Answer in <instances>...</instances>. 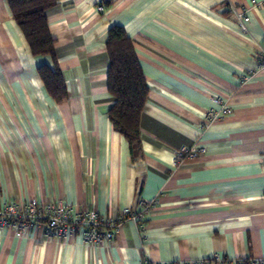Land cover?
<instances>
[{
  "label": "crops",
  "instance_id": "1",
  "mask_svg": "<svg viewBox=\"0 0 264 264\" xmlns=\"http://www.w3.org/2000/svg\"><path fill=\"white\" fill-rule=\"evenodd\" d=\"M250 17L244 34L226 0H57L48 13L56 60L34 56L0 0V195L63 202L117 217L158 200L111 244L51 240L45 225L0 233V264H155L264 256V0H229ZM124 28L148 84L141 140L131 147L109 110L108 33ZM56 66L55 100L38 69ZM248 78V79H247ZM223 96L231 113L205 125ZM205 152L175 165V152Z\"/></svg>",
  "mask_w": 264,
  "mask_h": 264
},
{
  "label": "built area",
  "instance_id": "2",
  "mask_svg": "<svg viewBox=\"0 0 264 264\" xmlns=\"http://www.w3.org/2000/svg\"><path fill=\"white\" fill-rule=\"evenodd\" d=\"M227 1L228 11L235 17L240 30L248 34L250 17L246 10L239 9L237 5ZM258 71H264V48L257 55ZM248 79V78H247ZM214 102L220 105L219 110L210 109L205 116L204 124H214L231 113L226 99L214 94ZM205 152L200 145L182 147L175 152V165H180L187 158H195ZM158 205V200H140L134 209L125 208L117 217L100 214L97 210H80L61 201L39 203L37 200L27 202H14L10 198L0 195V233L13 232L22 236L34 231L37 227L45 225V235L51 240H64L71 235L82 236L84 244L88 246H101L111 244L119 228L128 222L140 224V229L146 222L147 216ZM144 264H148L145 262ZM155 264H245L238 259H227L217 256L210 260L169 261ZM247 264H264L261 259H249Z\"/></svg>",
  "mask_w": 264,
  "mask_h": 264
},
{
  "label": "trees",
  "instance_id": "3",
  "mask_svg": "<svg viewBox=\"0 0 264 264\" xmlns=\"http://www.w3.org/2000/svg\"><path fill=\"white\" fill-rule=\"evenodd\" d=\"M13 17L24 34L34 56L56 60V41L48 27V13L57 0H7ZM110 58L108 89L114 99L109 118L131 147L140 143V118L148 100V84L143 74L134 42L120 26L110 28L107 40ZM39 76L52 97L67 96L61 71L48 65L38 69Z\"/></svg>",
  "mask_w": 264,
  "mask_h": 264
}]
</instances>
